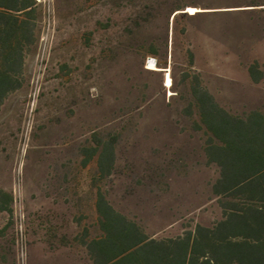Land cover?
<instances>
[{
  "label": "rangeland",
  "instance_id": "1",
  "mask_svg": "<svg viewBox=\"0 0 264 264\" xmlns=\"http://www.w3.org/2000/svg\"><path fill=\"white\" fill-rule=\"evenodd\" d=\"M37 1L36 43L0 109V264H93L83 242L100 236L99 188L157 238L221 220L239 195L214 193L191 91L264 110V77L247 70L264 74V7L251 6L264 0ZM110 140L116 168L102 178L92 149Z\"/></svg>",
  "mask_w": 264,
  "mask_h": 264
},
{
  "label": "trees",
  "instance_id": "2",
  "mask_svg": "<svg viewBox=\"0 0 264 264\" xmlns=\"http://www.w3.org/2000/svg\"><path fill=\"white\" fill-rule=\"evenodd\" d=\"M38 6L37 0H0V109L18 89L27 49L36 43L32 21ZM251 6L264 7V2ZM182 10L173 11L175 22L180 15L188 16L178 13ZM165 48L168 51V43ZM151 49L149 55L159 57ZM158 65L166 69L168 63ZM247 70L254 83L263 80L256 62ZM190 110L206 135L205 154L219 170L214 193L239 195L236 201L212 226L198 224L183 235L157 238L118 211L99 188L95 207L100 236L83 242L93 264H264V110L234 114L198 81L192 86ZM95 157L102 178L113 175L116 140L93 148ZM3 211L7 208L0 204Z\"/></svg>",
  "mask_w": 264,
  "mask_h": 264
},
{
  "label": "bare ground",
  "instance_id": "3",
  "mask_svg": "<svg viewBox=\"0 0 264 264\" xmlns=\"http://www.w3.org/2000/svg\"><path fill=\"white\" fill-rule=\"evenodd\" d=\"M189 9H190L189 12L191 13V15L198 12V10H196L195 8H189ZM157 69H158L157 66L155 67V65L152 63L150 64V67H148V70H152V71H156ZM166 87L169 89L172 87V80H171L170 76L167 77Z\"/></svg>",
  "mask_w": 264,
  "mask_h": 264
},
{
  "label": "built area",
  "instance_id": "4",
  "mask_svg": "<svg viewBox=\"0 0 264 264\" xmlns=\"http://www.w3.org/2000/svg\"><path fill=\"white\" fill-rule=\"evenodd\" d=\"M152 62H153V63L155 64V66H156V61H155V60L150 59V60H148L147 63H148V65H149V64L152 63Z\"/></svg>",
  "mask_w": 264,
  "mask_h": 264
}]
</instances>
